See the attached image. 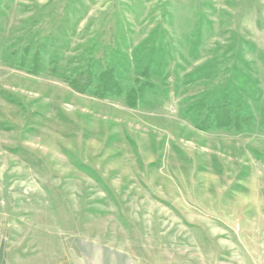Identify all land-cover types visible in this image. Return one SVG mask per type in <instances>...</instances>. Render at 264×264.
<instances>
[{"label": "rangeland", "instance_id": "rangeland-1", "mask_svg": "<svg viewBox=\"0 0 264 264\" xmlns=\"http://www.w3.org/2000/svg\"><path fill=\"white\" fill-rule=\"evenodd\" d=\"M39 40L45 73L7 62ZM101 55L153 84L136 106L64 76ZM220 79L241 131L198 127ZM105 252L264 264V0H0V264Z\"/></svg>", "mask_w": 264, "mask_h": 264}, {"label": "trees", "instance_id": "trees-1", "mask_svg": "<svg viewBox=\"0 0 264 264\" xmlns=\"http://www.w3.org/2000/svg\"><path fill=\"white\" fill-rule=\"evenodd\" d=\"M21 46L11 53H4L7 62L18 69H26L34 75L45 73L48 70L45 61L47 44L39 40L25 42ZM115 62L112 55L108 58L103 55L91 57L86 66L77 65L64 76L79 92L90 93L103 99L125 97L129 105L136 106L139 99L147 96L146 90L152 88L153 84L148 80L141 82V78H137V83L136 85L133 83V86H131L132 82L121 81L120 69ZM51 69L53 73H59L61 71L59 62L55 61ZM217 84L212 86L209 93L200 98L192 107L198 111L199 122H201L198 127L202 130L211 128L243 130L251 119V116L245 113L247 106L240 101V98H233L229 93L223 92L226 87H224L226 85L224 81L220 79Z\"/></svg>", "mask_w": 264, "mask_h": 264}, {"label": "crops", "instance_id": "crops-1", "mask_svg": "<svg viewBox=\"0 0 264 264\" xmlns=\"http://www.w3.org/2000/svg\"><path fill=\"white\" fill-rule=\"evenodd\" d=\"M99 262H93L91 264H139L137 261H134L132 258L127 256L119 255L117 253L105 252Z\"/></svg>", "mask_w": 264, "mask_h": 264}]
</instances>
